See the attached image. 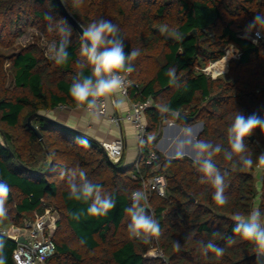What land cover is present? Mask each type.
Instances as JSON below:
<instances>
[{
	"label": "trees",
	"instance_id": "trees-1",
	"mask_svg": "<svg viewBox=\"0 0 264 264\" xmlns=\"http://www.w3.org/2000/svg\"><path fill=\"white\" fill-rule=\"evenodd\" d=\"M64 3L83 27L110 21L118 25L126 52L140 50V56L131 62L134 71L129 74L128 98L131 103L151 99L144 114L148 136L137 167L136 161L130 165H125L122 158L113 161L102 143L89 135L40 118H34L30 125L28 118L33 113L49 114L61 105L77 107L69 89L78 71L76 62L82 59L81 34L61 13L56 0H0V181L12 189L6 204L7 219L0 220V229L24 225L46 206L54 205L61 220L50 264H253L255 246L234 233L233 216L246 217L255 208L264 214V165L257 161L264 152V134L256 129L254 139L250 136L245 140L247 154L254 162L251 168L241 171L238 158L228 161L223 152L213 158L226 185L228 203L224 206L212 199L214 189L210 183H200L203 174L192 158L168 157L157 149V143L167 121L185 127L203 122L198 140L229 149L227 129L236 112L264 118V41L253 44L251 39L242 38L253 17L264 15V0ZM46 13L71 29L69 60L64 65L49 59L37 42L18 44L30 29L40 31L49 41L58 43L62 39L58 29L48 30ZM164 26L168 32L162 33ZM172 32H178L182 39L176 40ZM230 46L241 55L231 61L227 73L213 77L204 71L222 59ZM173 66L179 86L170 85L166 75ZM85 75H91L90 67ZM160 105H167L170 111L162 113ZM178 112L194 120L182 122L177 119ZM151 151H156L158 158L149 164L146 160ZM73 168L84 169L91 183L113 196L115 207L107 216H87L91 201L69 198L67 177L60 173ZM140 174L145 178L164 174L167 179L166 193L152 190L151 208L143 203L161 227V235L149 244L129 238L130 218L124 211L131 205V193L142 186ZM73 212L85 214L75 220L70 216ZM217 231L223 239L213 242L224 250L223 254L209 251L205 255L202 246ZM2 236L7 264H16L13 254L17 243ZM229 240L235 243L229 244ZM177 241L179 250L174 246ZM153 247L162 249L166 260L149 255Z\"/></svg>",
	"mask_w": 264,
	"mask_h": 264
},
{
	"label": "clouds",
	"instance_id": "clouds-1",
	"mask_svg": "<svg viewBox=\"0 0 264 264\" xmlns=\"http://www.w3.org/2000/svg\"><path fill=\"white\" fill-rule=\"evenodd\" d=\"M44 19L48 22V30L58 29L62 34V39L56 43L53 42L48 48L49 59L57 65H64L69 60L68 48L71 35V29L66 27V22L55 21L51 13H46ZM161 32H168L167 26L161 28ZM176 40L182 37L178 32L170 33ZM243 39H251L253 44H258L264 39V15L257 14L245 26ZM80 56L81 60L76 62L78 71L73 78L69 94L76 103L78 109H82L93 120H99L104 104L111 99L116 108L124 104V100L117 95L122 94L126 88L127 74L134 71V65L131 63L140 56L139 49H133L130 52L125 51V44L120 36L118 25L110 21L100 20L90 23L82 28L80 37ZM91 69V75H85V69ZM176 67H169L166 75L169 77V84L179 86L180 80L177 76ZM159 110L162 113L170 111L167 105H160ZM256 129L264 134V118L252 114L244 116L236 112L232 123L227 129V142L229 149H225L221 144H214L210 141L196 140L194 143L193 163L203 174L200 183H210L214 189L212 199L218 206H224L228 203V197L225 195L224 177L216 167L214 157L223 152L224 158L232 161L233 157L238 158L240 170L253 166V160L247 154L248 146L245 143L246 138L252 136ZM183 156L182 152L177 153ZM259 165H264V152L257 157ZM234 167L236 165H233ZM61 177H67L69 198L76 201H91L86 215L90 217H103L115 207V199L111 194L104 193L102 188L91 183L87 179L86 172L82 168L69 169L66 172L61 171ZM11 187L3 181H0V220L7 219L8 209L6 207ZM131 205L124 211L130 218L127 226L130 239H137L144 244H149L154 237L161 235L159 222L149 215L143 203L147 197L143 191L136 190L130 196ZM85 213H70L71 218L79 220ZM235 221L234 233L251 242L255 246V260L253 264H264V214L259 208L253 209L246 217L241 214L233 216ZM223 239V234L213 232L212 239L203 244L202 250L205 255L209 251L217 256L223 254V249L217 246L213 241ZM229 244L235 243L229 240ZM177 250L180 249V243L174 244ZM5 239L0 235V264H7V257L4 255Z\"/></svg>",
	"mask_w": 264,
	"mask_h": 264
},
{
	"label": "built area",
	"instance_id": "built-area-1",
	"mask_svg": "<svg viewBox=\"0 0 264 264\" xmlns=\"http://www.w3.org/2000/svg\"><path fill=\"white\" fill-rule=\"evenodd\" d=\"M264 41V39H261ZM228 49L226 53H228ZM241 53L237 50L235 58L240 57ZM219 62V61H218ZM216 62V63H218ZM214 63V64H216ZM211 65L204 68V71L210 73L212 71ZM214 75V73L212 74ZM214 77V76H213ZM131 84L129 74H127L126 88L123 92L128 96V87ZM151 99L146 101L132 102L130 108L123 114L109 113L107 100L104 104L102 115L108 117L118 127L122 126V123L129 122L135 129L137 144L139 148L138 156L136 159L137 167H139L140 154L145 139L148 136V127L144 121V114L148 107L151 105ZM65 105H61L64 107ZM109 157L118 162L124 154L126 147L125 137L119 136L111 141H105L102 143ZM158 158L156 151H151L147 163H152ZM139 171V170H138ZM142 180V186L140 191H143L147 197L146 205L150 206V195L152 190H156L159 194L164 195L167 190V179L164 174H155L148 178L143 175H139ZM134 177H137L135 174ZM61 220L59 210L52 205L46 206L43 212L36 213L35 217L25 221L24 225L16 226L11 225L6 228H1L0 233L8 236L16 241L17 247L14 250V260L16 264H50V259L56 252L55 233L58 229L59 222ZM155 257H161L166 260L165 254L159 247H156Z\"/></svg>",
	"mask_w": 264,
	"mask_h": 264
},
{
	"label": "crops",
	"instance_id": "crops-1",
	"mask_svg": "<svg viewBox=\"0 0 264 264\" xmlns=\"http://www.w3.org/2000/svg\"><path fill=\"white\" fill-rule=\"evenodd\" d=\"M117 95L125 101L124 104L120 108H116L112 104L111 99H109L108 111L110 114L118 113L123 115L130 108L131 100L123 93H117ZM49 114L59 121L80 129L100 143L111 141L123 135L126 139V147L122 157L124 164L130 165L136 161L138 156L136 132L129 122L124 121L122 126L118 127L108 117L101 116L99 120H93L82 109L69 106L56 107Z\"/></svg>",
	"mask_w": 264,
	"mask_h": 264
},
{
	"label": "water",
	"instance_id": "water-1",
	"mask_svg": "<svg viewBox=\"0 0 264 264\" xmlns=\"http://www.w3.org/2000/svg\"><path fill=\"white\" fill-rule=\"evenodd\" d=\"M57 1V4H58V7L61 11V13L77 28V30L80 32V34L82 35V28L83 26L81 25V23L72 15V13L68 10V8L66 7L65 3H64V0H56ZM194 33H197V30L194 29L193 30ZM34 118H40V119H43V120H47V121H50V122H53V123H57V124H60L61 126H64L70 130H73L75 132H78V133H81V134H86L88 135L87 133L81 131L80 129L78 128H75L67 123H64L62 121H59L58 119L54 118L53 116L49 115L48 113H43V112H36V113H33L32 115L29 116L28 118V123L30 125H32V120ZM177 119L182 121V122H185V123H188V122H192L194 120L193 117L191 116H187L186 114L182 113V112H178L177 114ZM170 125H172L173 127L176 128L177 130V133H181L182 135L183 134H186V133H190V130H193L194 131L196 130V128L199 127V130H197V132L195 131V136L193 135L192 136V139L195 143L196 140H198V136L199 134L203 131V128H204V124L203 122H192V124H190L189 126L185 127L183 126L181 123L177 122V121H167L163 127V133H162V136L160 138V140L158 141L157 143V147L160 148V144H161V141L163 140L164 136H165V129L167 127H169ZM35 132L37 133L38 137L43 140V136L42 134L40 133V131L37 129V128H34ZM90 136V135H89ZM93 138V137H92ZM94 140H96L95 138H93ZM251 139H254L253 136H251ZM177 146V142H175L173 144V147ZM161 149V148H160ZM162 150V149H161ZM183 153V156H188V157H191L193 159V156L189 155L188 153L186 152H182ZM167 155L169 157H173V158H178V157H183V156H178L177 154H174V155H171L170 151L167 152ZM120 161V160H119Z\"/></svg>",
	"mask_w": 264,
	"mask_h": 264
},
{
	"label": "rangeland",
	"instance_id": "rangeland-1",
	"mask_svg": "<svg viewBox=\"0 0 264 264\" xmlns=\"http://www.w3.org/2000/svg\"><path fill=\"white\" fill-rule=\"evenodd\" d=\"M31 42L39 43L45 49V52L47 53V55H49L48 54V48L55 41L47 40L44 37V35L36 29H30L25 35H23L18 40L19 45H26V44H29ZM235 55H237V49L230 46L228 49V53H226V55L222 59H220L219 62L217 61L218 63H216V62L211 63L213 65L211 66L212 71L210 72V74L212 75L214 73V75H212V76L218 77V76H221V75H224L225 73H227L229 68H230V63L234 59ZM214 63H216V64H214ZM50 114H53V113H50ZM137 147H138V144H137ZM157 149H159V148L157 147ZM163 150H165V151L161 150V152H163L166 156H168L167 152H166V146H164ZM138 152H139V148H138ZM256 177H257V184H258V186H260L261 171L259 169L256 171ZM52 206L55 207L54 205H52ZM59 214H60V212H59ZM60 217H61V214H60ZM155 250H156V248L153 247L150 250L149 255L154 257L155 256Z\"/></svg>",
	"mask_w": 264,
	"mask_h": 264
},
{
	"label": "bare ground",
	"instance_id": "bare-ground-1",
	"mask_svg": "<svg viewBox=\"0 0 264 264\" xmlns=\"http://www.w3.org/2000/svg\"><path fill=\"white\" fill-rule=\"evenodd\" d=\"M197 130H199V127L195 131L197 132ZM195 131L193 129L190 130L191 133L182 135L181 133H177L176 128L170 125L165 129V136L161 141L160 148L163 150L164 146H166V152L170 151L171 155L177 154L178 152H186L194 157L195 150L192 136L195 134ZM175 142H177V146L173 147Z\"/></svg>",
	"mask_w": 264,
	"mask_h": 264
}]
</instances>
